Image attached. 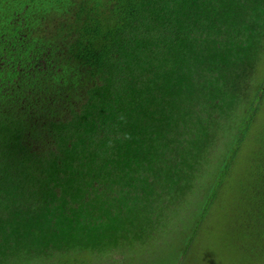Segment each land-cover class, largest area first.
<instances>
[{
	"label": "trees",
	"instance_id": "trees-1",
	"mask_svg": "<svg viewBox=\"0 0 264 264\" xmlns=\"http://www.w3.org/2000/svg\"><path fill=\"white\" fill-rule=\"evenodd\" d=\"M263 62L264 0H0V264L149 221L234 122L197 222L239 171L264 254Z\"/></svg>",
	"mask_w": 264,
	"mask_h": 264
},
{
	"label": "rangeland",
	"instance_id": "rangeland-1",
	"mask_svg": "<svg viewBox=\"0 0 264 264\" xmlns=\"http://www.w3.org/2000/svg\"><path fill=\"white\" fill-rule=\"evenodd\" d=\"M264 72V62L261 74ZM235 122L220 138L215 136L204 169L191 188L168 200L146 222L118 230L101 240L64 241L59 248L14 246L11 259L1 264H264V254H252L243 232L235 230L234 216L240 204L243 179L233 173L220 190L218 200L199 224L205 196L236 132ZM220 134V133H219ZM220 136V135H219ZM238 211V209H237ZM191 241V243H189Z\"/></svg>",
	"mask_w": 264,
	"mask_h": 264
}]
</instances>
